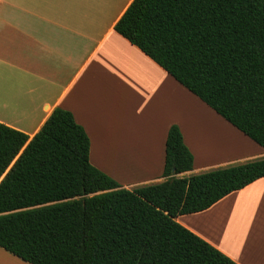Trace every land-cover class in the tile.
Here are the masks:
<instances>
[{
	"label": "trees",
	"instance_id": "obj_1",
	"mask_svg": "<svg viewBox=\"0 0 264 264\" xmlns=\"http://www.w3.org/2000/svg\"><path fill=\"white\" fill-rule=\"evenodd\" d=\"M115 29L264 147V0H133ZM90 146L61 107L32 138L0 122V247L31 264H238L176 217L263 177L264 157L186 174L174 123L164 178L127 188Z\"/></svg>",
	"mask_w": 264,
	"mask_h": 264
},
{
	"label": "crops",
	"instance_id": "obj_2",
	"mask_svg": "<svg viewBox=\"0 0 264 264\" xmlns=\"http://www.w3.org/2000/svg\"><path fill=\"white\" fill-rule=\"evenodd\" d=\"M132 1L0 0V122L32 138L56 107L70 110L90 137L92 164L127 188L164 178L174 123L194 155L186 174L264 157L116 31ZM176 220L238 264H264V176ZM0 264L31 263L0 247Z\"/></svg>",
	"mask_w": 264,
	"mask_h": 264
},
{
	"label": "rangeland",
	"instance_id": "obj_3",
	"mask_svg": "<svg viewBox=\"0 0 264 264\" xmlns=\"http://www.w3.org/2000/svg\"><path fill=\"white\" fill-rule=\"evenodd\" d=\"M198 99V98H197ZM198 102L200 101L199 99L197 100ZM93 160L96 162L98 161L99 159H97L95 156L93 157ZM104 161H113V158L110 156H108L106 159H104Z\"/></svg>",
	"mask_w": 264,
	"mask_h": 264
},
{
	"label": "water",
	"instance_id": "obj_4",
	"mask_svg": "<svg viewBox=\"0 0 264 264\" xmlns=\"http://www.w3.org/2000/svg\"><path fill=\"white\" fill-rule=\"evenodd\" d=\"M175 171H176V169L174 168V169H173V172H175Z\"/></svg>",
	"mask_w": 264,
	"mask_h": 264
}]
</instances>
